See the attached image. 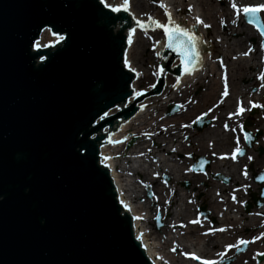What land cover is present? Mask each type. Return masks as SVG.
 I'll return each instance as SVG.
<instances>
[{
	"label": "water",
	"instance_id": "95a60500",
	"mask_svg": "<svg viewBox=\"0 0 264 264\" xmlns=\"http://www.w3.org/2000/svg\"><path fill=\"white\" fill-rule=\"evenodd\" d=\"M112 9L100 0H0V264H151L98 152L102 130L116 133L143 99L124 106L136 80L127 34L154 25ZM44 31L54 44L43 45L52 41ZM159 56V73L175 59L174 75L188 73L179 52L165 46ZM161 90L159 80L150 94ZM208 165L200 157L194 170ZM261 199L264 188L252 196L257 207Z\"/></svg>",
	"mask_w": 264,
	"mask_h": 264
},
{
	"label": "bare ground",
	"instance_id": "6f19581e",
	"mask_svg": "<svg viewBox=\"0 0 264 264\" xmlns=\"http://www.w3.org/2000/svg\"><path fill=\"white\" fill-rule=\"evenodd\" d=\"M101 1L105 8H122L123 4V0ZM234 2L241 9L244 6L264 4V0ZM232 3L233 0H157L151 5L147 0H129L127 13L133 20L150 22L151 17L161 23H167L168 17L165 15L167 11L175 24L189 29L199 38L197 43L199 62L196 67L190 73L177 77L174 75V69L179 60L175 59L166 71L168 75L162 72L155 77L162 81V93L146 98L142 97L144 92L140 91L139 87L148 86L149 75L156 71L158 65L165 62L159 57V53L164 50L165 35L162 29L155 26L143 32L137 31V27L129 30L125 54L133 49L135 52L150 54L148 48L155 45L153 51L156 59L141 54L139 62L141 67L137 70L126 57L127 67L136 80H133L131 86L133 94L124 106H129L130 101H135L136 98L143 99L138 102L135 115L117 125L116 133H110L107 127L102 130L106 131L108 140L106 144L99 146V162L108 171L119 206L126 209L131 218L134 240L151 264H201L204 260L225 264L226 258L231 257L236 248L227 246L236 245L240 240L252 243L233 264H252L256 256L264 255L261 243L263 237L255 239L264 233V225L261 226L254 215L251 217L237 215L229 204L224 203L217 192L224 189L231 194L235 193L232 192L230 185L210 182V188L203 192L198 186L203 177L188 170L190 164H195V159L188 161L185 158L190 154L206 156L211 161L210 173H221L230 177L236 186L238 196L241 192L245 195L247 189L251 191L249 184H253L249 183L250 180L242 173L244 166L250 167L249 172L254 174L255 179L264 175L261 171L264 169V158H257L247 152L235 162L231 163L227 159L237 147L242 146L238 133L241 118L231 120L230 109L235 105L236 111L238 101L241 105L246 104L250 95L249 86L252 83L241 85V80L252 77L253 71L260 68L258 58L263 54L258 49L257 54H252L250 59L243 55L248 49L247 40L255 36V31L250 25H241L243 12L237 15L231 7ZM161 4L166 5V8L161 7ZM197 17L203 24L196 23ZM259 17L264 24V12H260ZM204 24L210 27H204ZM220 25L227 26L226 32L220 31ZM232 33L241 34L242 37L228 39ZM213 54H221L222 68L219 63H214ZM225 77L228 96L220 104L219 100L225 89ZM174 84L176 87H173ZM195 87L201 88L202 94L196 98L197 103L193 105L187 102V99L191 98ZM172 88H176V91L170 93ZM173 103L181 104L179 113L174 117L163 118L160 112L166 105ZM200 116L210 118L211 127L204 129L197 136H187L186 131L191 133L188 127ZM134 136L140 141L125 154V156L129 154L125 159L122 158L125 163L119 157L122 156L127 141ZM149 140H156L158 147L151 148L147 145ZM258 145H264V138ZM166 153L171 155L166 156ZM176 154L183 155V158H175ZM162 175L170 178V185L163 186L160 183ZM180 181H188L192 188H196V192H202L200 201L207 206L210 216L216 218L215 227L207 226L196 216V204L189 203L194 196L192 192L178 190L174 197H170L169 192L175 190L173 184ZM253 185L252 191L256 189L260 194L264 183ZM145 186L152 192V197L148 201L142 200V187ZM252 196L253 193L250 197ZM250 202L253 203L252 199ZM156 213L161 215L164 224L160 234L153 233L149 227L152 216ZM157 219L159 223V218ZM194 220L199 222L191 223ZM173 226H180V229L171 231ZM245 229L249 230L248 234L243 233ZM172 248L177 250L174 255L170 253ZM191 254L201 259H192ZM261 264H264V261Z\"/></svg>",
	"mask_w": 264,
	"mask_h": 264
},
{
	"label": "rangeland",
	"instance_id": "374dc122",
	"mask_svg": "<svg viewBox=\"0 0 264 264\" xmlns=\"http://www.w3.org/2000/svg\"><path fill=\"white\" fill-rule=\"evenodd\" d=\"M148 1V3L149 4H151V5H154L156 2H157V0H147ZM220 5H222V3L221 2H218ZM262 21V20H261ZM263 22V21H262ZM240 23H241V25H244V26H248V24L244 21V17H243V15H242V18L240 19ZM219 29H220V31H222V32H226V30H227V26L226 25H220V27H219ZM253 30L255 31V36L254 37H251V38H249L248 40H247V43H248V49H247V52L249 53V54H257V50L259 49L260 51H262L263 52V50H262V47H261V43H262V38H261V36L259 35V33L253 28ZM137 31H139V32H143V31H149V30H140V29H138L137 28ZM242 37V35L241 34H238V33H232L229 37H228V39H239V38H241ZM164 42H165V39H164ZM165 46H166V44L164 43V50H165ZM154 47H155V45L153 46H150L149 48H148V50L150 51L149 53L150 54H146V53H141V52H135L134 51V49L133 50H131L130 52H128V54H127V61L128 62H130L131 63V65H132V67L134 68V69H139V67H141V65H140V56H141V54H144V57H150V58H152L153 60H155L156 59V55L154 54V51H153V49H154ZM127 48V47H126ZM135 48V47H134ZM251 49V51H249ZM258 50V51H259ZM163 53V51L162 52H160L159 54H162ZM264 54V53H263ZM220 55L221 54H213V60H214V63L216 64V63H219V65H220V67L222 68V64H220ZM158 66H157V68H156V71L155 72H152L150 75H149V81H148V86H145V85H142V86H140L139 87V90L140 91H143L144 92V97H146V98H150V97H152L151 96V92L156 88V84H157V79L155 78L156 77V75L158 74ZM163 74L165 73L166 75H168V73H166V70L165 69H163ZM225 73V70L223 71V74ZM256 74V73H255ZM255 74H254V76H255ZM248 80H246L245 82H247ZM243 82V81H242ZM153 85H154V87H153ZM162 91H163V88H162ZM162 91H161V93H162ZM176 91V88H172L171 90H170V93H173V92H175ZM160 93V94H161ZM200 94H202V89L201 88H199V87H195L194 89H193V91H192V95H191V98H189V99H187V102H189V103H191V104H193V105H195L196 103H197V99L196 98H198L199 96H200ZM159 96V95H158ZM165 101V100H164ZM221 101H223L222 100V98L219 100V103L221 102ZM221 104V103H220ZM223 105V104H222ZM174 106H176L177 107V110L174 112V113H172L171 115H167V112H168V109H169V107H174ZM180 106H181V104L180 103H173V104H168V105H166L165 107H164V109L162 110V112H160V114L162 115V117L163 118H170V117H174V116H176L178 113H179V109H180ZM238 106V105H237ZM222 107V106H221ZM214 108H215V105H214ZM237 108V107H236ZM244 108V107H243ZM256 110H257V112H256V114H254V115H252L251 116V119H253V118H256V120L257 119H260L258 116H260L261 114H262V111L260 110V107H257L256 108ZM230 111L232 112V113H230V114H234V111H235V105L230 109ZM247 112H245V114H246ZM229 114V115H230ZM246 116H248L249 117V114L247 113L246 114ZM258 117V118H257ZM199 120H204L205 122H207V124L206 125H203L202 126V128L199 130L197 127H195V123L196 122H198ZM211 120H210V118H206V117H204V116H200V117H198L189 127H188V129H189V131H191V133L190 132H188V131H186V134H187V136L188 135H190V136H193V135H195V136H197V135H199L200 133H202L203 131H204V129H206V128H210L211 127ZM252 127V126H251ZM251 127H248V128H250L251 129ZM253 128V127H252ZM262 138V137H261ZM260 138V139H261ZM132 139H136L134 142H133V144L129 147V148H127V146H128V143L132 140ZM186 139V138H185ZM139 141H140V139L138 138V137H136V136H134V137H131L128 141H127V143H126V145H125V147L123 148V154H122V156L121 157H119L121 160H123V159H125L127 156H125V154L126 153H128L130 150H132L138 143H139ZM256 142H257V140H256ZM256 142L253 144V147L251 148V149H247V147L245 146L243 149H245V151H250V152H253V153H255V151L258 149V147L256 146ZM147 145H149L151 148H157L158 147V143L156 142V140H149L148 141V144ZM252 150V151H251ZM256 154V153H255ZM166 156H169V155H171L170 153H166L165 154ZM256 156V155H255ZM197 157H204L206 160H208L209 161V166L206 168V170L205 171H203V172H196V171H193L192 170V166L194 165V164H190V166H189V168H188V170L190 171V172H192L193 174H196V175H201L202 177H203V181L198 185L199 186V188L204 192L205 190H208L209 188H210V182H217V183H219V184H221V185H224V186H227L226 184H224L223 182H221L220 181V179H218L217 178V174L215 173V174H211L210 173V165H211V161L206 157V156H203V155H188V156H186L185 158L188 160V161H191V160H194L195 159V163H196V159H197ZM262 156H257V158H261ZM123 158V159H122ZM175 158H177V159H182L183 158V155H180V154H176L175 155ZM125 160H123V162H124ZM125 163H126V161H125ZM125 165V164H124ZM245 174H246V172H244V176H245ZM223 176V177H222ZM249 176V175H248ZM224 177H226L224 174L223 175H221V178H224ZM228 178V177H227ZM248 179H249V177H247ZM170 178L168 177V176H166V175H162L161 177H160V183L163 185V186H168V185H170ZM249 183H251V181L249 182ZM250 185V187L249 188H251V191L250 190H245V195H243V193L241 192V194H240V196H238L239 194H236V186L235 185H233V183H231L230 184V186L232 187L231 188V190H232V192H235V193H230V191H228V190H224V189H222L221 191L219 190V192H217L218 193V195L219 196H221V199L222 200H224V203H227V204H229L231 207H232V211L233 212H236L237 213V215L239 214H242L244 217H251V216H255L256 217V220L257 221H260V224H261V226H263L264 225V215H262V212L264 213V200L262 201V203H263V206L260 208V209H257V208H251L250 210H249V212H246L245 211V208H244V205L247 203V202H250V195L253 193V194H255L256 196H258V193H257V191H256V189L255 190H253L252 191V188H254V185L253 184H249ZM173 186H174V189L175 190H173V191H170L169 192V195H170V197H174V195L176 194V191L178 192V190H182V191H184V192H192L193 193V199L192 200H189V203H192V204H196V207H195V213H196V216L199 218V220H201L203 223H205L207 226H209V227H215L216 225H217V220H216V218H214V217H212V216H210V214H209V212H208V210H207V206L204 204V203H202V201H200V198H201V196H202V192H196L195 190H196V188H192V186H191V183L190 182H188V181H180V182H178V183H174L173 184ZM142 191H143V199L142 200H145V201H148V200H150V198L152 197V192L149 190V189H147V187L145 186V187H142ZM233 197H235V199H233ZM202 208H203V210H202ZM157 218H159V223H160V226L159 225H157V223H156V220H157ZM149 227L151 228V230H152V232L153 233H156V234H160L161 232H162V230H163V227H164V224H163V220H162V218H161V215L159 214V213H156L155 215H153L152 216V219H151V222L149 223ZM180 229V226H173V227H171V231H178ZM248 232H249V230L248 229H245V230H243V233L244 234H248ZM252 243V241H249V243H247L246 244V248L243 250V251H241V252H237L239 249H241L242 247H241V245H239L238 247H236L234 250H233V252H232V256L231 257H229V258H226L227 260H230V263L229 264H233L234 262H235V260H236V258L238 257V256H240L241 254H243V253H245L247 250H248V248H249V246H250V244ZM261 243H262V245H263V247H264V237L262 238V240H261ZM170 253L171 254H176L177 253V250L176 249H174V248H172L171 250H170ZM256 259H257V256L254 258V261L252 262V264H258L257 262H256Z\"/></svg>",
	"mask_w": 264,
	"mask_h": 264
},
{
	"label": "snow or ice",
	"instance_id": "6c2138e0",
	"mask_svg": "<svg viewBox=\"0 0 264 264\" xmlns=\"http://www.w3.org/2000/svg\"><path fill=\"white\" fill-rule=\"evenodd\" d=\"M107 6V5H106ZM129 0H123V4L121 7L123 10L128 11L129 10ZM161 7L166 8V5L161 4ZM231 7L236 11L237 15H239L241 12L245 16L248 17V22L249 23H254L256 24L258 31L262 37H264V26H261L258 21L257 14L260 12H264V4H258V5H249V6H244L242 9L237 6V4L234 2L231 4ZM113 11H119L121 10L120 7H115L112 9ZM165 15L168 17V22L167 23H161L160 21H157L155 19H152L149 17V20L151 22V25H154L155 28H160L163 30L164 35L167 37V47L172 48L174 51H177L180 53L182 57V63L184 64L185 71L186 72H191L194 69V63L199 59V52L197 51V43L199 38L189 29L182 28L180 25L175 24L172 21L171 14L168 13L167 11L165 12ZM235 23V21H233ZM196 23L197 24H203V21L197 17L196 18ZM137 24L139 27L144 28L145 23L141 21H137ZM204 27H210V25L204 24ZM55 35V33L53 34ZM63 36H59L58 40H63ZM131 35L129 38V43H131ZM39 47V45H38ZM251 51V49L249 50ZM244 55H248V52H245ZM128 62L126 61V64ZM162 72L163 69H160ZM260 79H264V74H261ZM154 87V85H153ZM173 87H176L174 84ZM138 95L140 93H137ZM222 95L227 96V84H226V77H225V91L222 93ZM257 105H253V107H256ZM244 111V108L241 107L238 103V109L237 112L234 114H240ZM233 114H230V116ZM227 128V125L225 126ZM236 153L242 154L241 150L237 147L235 150ZM235 159V154L232 157ZM251 159V157H249ZM235 199V197H233ZM127 207V205H125ZM199 221L194 220L191 221V223H198ZM219 231H224V229H219ZM264 237V233L261 234V236L256 237L255 239H261ZM139 239V237H137ZM254 242V241H253ZM249 243V241L246 240H240L238 244L236 245H228L227 247L232 248V247H238L239 245H244ZM192 259L200 260L201 258L196 256L195 254H191ZM201 264H215L214 261H208L204 260L201 262Z\"/></svg>",
	"mask_w": 264,
	"mask_h": 264
},
{
	"label": "flooded vegetation",
	"instance_id": "af4514ba",
	"mask_svg": "<svg viewBox=\"0 0 264 264\" xmlns=\"http://www.w3.org/2000/svg\"><path fill=\"white\" fill-rule=\"evenodd\" d=\"M251 55L252 54H248L244 56L245 58L250 59ZM258 61H260L261 66L257 70L253 71L252 77L241 80V85H248L249 83H252V85L249 86V93H250L249 97L251 96V98L248 97V99L246 100L247 101L246 104L242 105L245 108L244 111L232 117L233 119L241 118V124L240 127L238 128V133L240 134L242 146L239 149L243 150L244 152L241 155L234 152L228 158L226 157L227 159H229L231 163L232 161L235 162L238 158L244 157L247 152L253 154L254 156L256 155L255 157L262 156L261 158H264V145L263 146L258 145V142L264 138V79H260L261 74H264V54H260V58H258ZM246 80L248 81L245 82ZM227 96L223 98L224 101L226 100ZM238 103L241 104L240 101H238ZM253 105H257V106L253 107ZM257 107H260V110L262 111V114L258 116L260 119L257 120L256 118L251 119V116L256 114ZM245 112L249 114V117L246 116L247 113L245 114ZM258 124H260V126ZM248 127H251V129ZM247 141L250 142L251 144L250 147L246 146ZM255 142H256V146L258 147V149L255 151L256 154L250 151H245V149H243L245 146L247 147V149L248 148L251 149ZM234 154H235V159L232 158ZM249 169L250 167L244 166L242 173L244 174V172H246L245 176L249 177L251 183L256 184L257 183L256 181L258 179H255V176H253L254 174L252 175V173L249 172ZM261 171L263 173L264 169ZM217 175H218L217 178L220 179V181L222 180L221 182H223L227 186L232 183L230 177L226 176L224 178H221V175H223L221 173H218Z\"/></svg>",
	"mask_w": 264,
	"mask_h": 264
}]
</instances>
